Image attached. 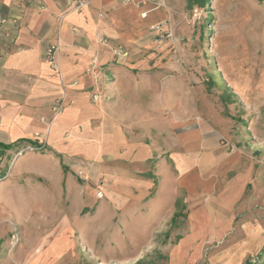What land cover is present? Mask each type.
Instances as JSON below:
<instances>
[{"label":"crops","instance_id":"0c3cea01","mask_svg":"<svg viewBox=\"0 0 264 264\" xmlns=\"http://www.w3.org/2000/svg\"><path fill=\"white\" fill-rule=\"evenodd\" d=\"M183 3L90 0L73 10L71 0H0V264H154L144 257L152 239H180L182 220L194 239L239 221L244 248L261 249V149L243 134L226 140L243 143L229 150L183 106L172 108L179 93L168 83L184 72L151 26L180 31ZM56 41L52 68L44 53ZM35 132L45 146L18 154L38 142Z\"/></svg>","mask_w":264,"mask_h":264},{"label":"rangeland","instance_id":"374dc122","mask_svg":"<svg viewBox=\"0 0 264 264\" xmlns=\"http://www.w3.org/2000/svg\"><path fill=\"white\" fill-rule=\"evenodd\" d=\"M201 1L183 3L186 12L180 16V31L164 21L170 29L166 27L170 35L165 38L184 72L174 84L168 83L172 91L179 93L172 108L183 106L198 125L221 134L219 141L229 150H236L243 143L227 141H232L233 135L244 134L248 146H258L264 156V0H207L203 6ZM78 175L87 180V175ZM98 191L106 198L103 189ZM187 208L190 210L191 206ZM179 224L180 239L157 236L144 257L154 264L161 263L154 258L157 250L153 245H157L166 256L162 264H243L246 258L253 264H264V254L255 257L258 249H245L250 239L241 231L239 221H234L222 236L195 239L187 237V222L182 220ZM238 245L243 246L241 255ZM180 251L184 252L174 256ZM236 256L241 257L240 261L234 260Z\"/></svg>","mask_w":264,"mask_h":264},{"label":"built area","instance_id":"2783aa9c","mask_svg":"<svg viewBox=\"0 0 264 264\" xmlns=\"http://www.w3.org/2000/svg\"><path fill=\"white\" fill-rule=\"evenodd\" d=\"M29 1V0H25ZM130 1V0H126ZM90 0H71V9L73 10H80L84 7H86L89 4ZM144 14V13H142ZM5 22V18L0 16V27ZM151 29L154 31H157V33L160 35L161 38L168 37L170 35L169 32L166 31V28L164 26V22H159L151 26ZM59 49V42L56 41V43H52L48 45V47L45 49L44 57L45 60L50 64L52 68H56V62H55V54ZM115 55H127V52L123 50L121 47H117L114 49ZM93 98H96V95H93ZM64 106V102L62 98H56L53 101L52 110L54 114H59ZM34 137L38 139V142L36 144H27L22 149L18 151V154L21 153L24 150H40L45 146L46 139L42 133L35 132ZM102 192L97 191V197H102ZM10 233H9V242L10 246L14 247L17 245L19 241V230L17 226L10 222Z\"/></svg>","mask_w":264,"mask_h":264},{"label":"trees","instance_id":"16d2710c","mask_svg":"<svg viewBox=\"0 0 264 264\" xmlns=\"http://www.w3.org/2000/svg\"><path fill=\"white\" fill-rule=\"evenodd\" d=\"M189 1H191V0H189ZM206 2H207V0H202V1H201V3H202L201 6H203ZM243 122H244V121H243ZM19 150H20V149H19ZM19 150H18V151H19ZM40 150H41V149H40ZM263 254H264V244H263V246L261 247V249L259 250V252L256 254V256H255L256 259L260 258ZM243 264H253V262L250 261V258H246Z\"/></svg>","mask_w":264,"mask_h":264}]
</instances>
